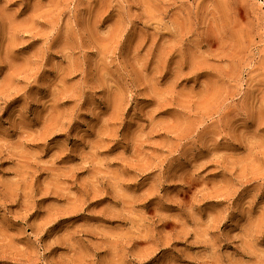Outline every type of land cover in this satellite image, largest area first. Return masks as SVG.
Listing matches in <instances>:
<instances>
[{"label":"rangeland","instance_id":"1","mask_svg":"<svg viewBox=\"0 0 264 264\" xmlns=\"http://www.w3.org/2000/svg\"><path fill=\"white\" fill-rule=\"evenodd\" d=\"M0 264H264V0H0Z\"/></svg>","mask_w":264,"mask_h":264}]
</instances>
